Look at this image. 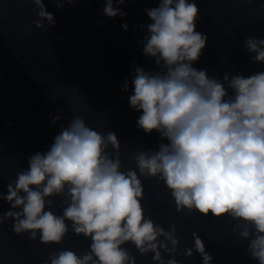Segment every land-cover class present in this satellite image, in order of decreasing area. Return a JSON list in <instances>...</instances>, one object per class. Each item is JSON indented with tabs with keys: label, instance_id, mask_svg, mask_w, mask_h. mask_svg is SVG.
I'll return each instance as SVG.
<instances>
[{
	"label": "clouds",
	"instance_id": "clouds-1",
	"mask_svg": "<svg viewBox=\"0 0 264 264\" xmlns=\"http://www.w3.org/2000/svg\"><path fill=\"white\" fill-rule=\"evenodd\" d=\"M32 27L54 26L42 0H31ZM73 0H55L57 11ZM125 0H104L102 15L121 18ZM138 26L141 54L155 70L136 66L120 85L137 130L159 138L156 149L131 150L125 167L116 134L99 131L74 113L44 152L26 157V167L4 185L0 201L8 209L0 224L43 246H58L71 231L88 241L86 250L58 248L41 264H136L126 245L151 264H179L176 227L145 215L143 180L161 184L175 211L233 221L232 233L246 241V252L264 264V71L244 76L225 72L219 79L196 69L206 35L195 30L194 0H158L145 9ZM121 29L127 31V24ZM136 29H134L135 31ZM30 29L25 35H30ZM243 47L264 66V37H246ZM63 113L49 114L51 125ZM183 257L201 264L212 256L196 232ZM163 257H167L166 259Z\"/></svg>",
	"mask_w": 264,
	"mask_h": 264
},
{
	"label": "water",
	"instance_id": "water-1",
	"mask_svg": "<svg viewBox=\"0 0 264 264\" xmlns=\"http://www.w3.org/2000/svg\"><path fill=\"white\" fill-rule=\"evenodd\" d=\"M42 2L55 24L37 30L32 27L36 16L31 0H0V192L26 167V157L47 150L74 113L97 130L109 128L116 134L125 167L131 166V150H155L160 142L155 132L145 135L136 129L139 114L129 109L127 101L131 87L127 94L120 88L133 62L145 71L155 70L154 62L141 54L138 26L149 23L145 9L156 7L158 0H125L119 6L123 19L103 16L104 0H73L59 11L55 0ZM194 2L199 10L195 30L207 37L194 68L217 79L225 72L248 76L264 71V66L250 61L243 47L246 37H264V0ZM122 23L127 31L121 29ZM58 109L63 118L51 125L48 116ZM142 184L145 215L165 230L169 224L176 227L179 264H201L196 253L183 257L184 249L192 245V232L202 240L212 264H256L248 257L246 241L232 233L233 221L177 213L161 184L151 179ZM7 209L0 201V214ZM87 246L88 241L71 231L60 245L43 246L15 236L11 221L0 224V264H41L58 248L80 252ZM125 247L136 264H151L150 255L141 257L131 246Z\"/></svg>",
	"mask_w": 264,
	"mask_h": 264
}]
</instances>
